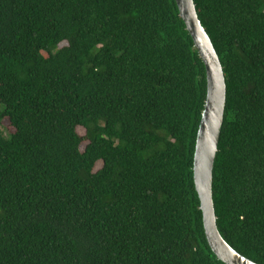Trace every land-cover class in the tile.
I'll return each instance as SVG.
<instances>
[{"label": "trees", "instance_id": "obj_1", "mask_svg": "<svg viewBox=\"0 0 264 264\" xmlns=\"http://www.w3.org/2000/svg\"><path fill=\"white\" fill-rule=\"evenodd\" d=\"M193 3L226 87L216 227L264 264V0ZM205 96L174 0H0V264H223L193 183Z\"/></svg>", "mask_w": 264, "mask_h": 264}, {"label": "water", "instance_id": "obj_2", "mask_svg": "<svg viewBox=\"0 0 264 264\" xmlns=\"http://www.w3.org/2000/svg\"><path fill=\"white\" fill-rule=\"evenodd\" d=\"M174 2L205 69L206 96L193 156V183L199 200L205 239L211 252L223 264H255L236 253L222 239L216 227L212 202V170L225 107L223 70L211 41L198 20L193 0Z\"/></svg>", "mask_w": 264, "mask_h": 264}, {"label": "rangeland", "instance_id": "obj_3", "mask_svg": "<svg viewBox=\"0 0 264 264\" xmlns=\"http://www.w3.org/2000/svg\"><path fill=\"white\" fill-rule=\"evenodd\" d=\"M2 127L5 128L8 132H12V129L8 127V123L6 121H3ZM78 133L80 136H83L84 132L82 129H78Z\"/></svg>", "mask_w": 264, "mask_h": 264}]
</instances>
